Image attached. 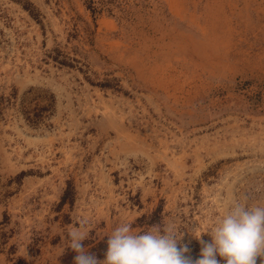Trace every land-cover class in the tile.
I'll list each match as a JSON object with an SVG mask.
<instances>
[{"label": "rangeland", "instance_id": "1", "mask_svg": "<svg viewBox=\"0 0 264 264\" xmlns=\"http://www.w3.org/2000/svg\"><path fill=\"white\" fill-rule=\"evenodd\" d=\"M236 201L264 207V0H0V264H74L73 228L104 260L123 223L195 261Z\"/></svg>", "mask_w": 264, "mask_h": 264}, {"label": "clouds", "instance_id": "2", "mask_svg": "<svg viewBox=\"0 0 264 264\" xmlns=\"http://www.w3.org/2000/svg\"><path fill=\"white\" fill-rule=\"evenodd\" d=\"M86 223L81 221V227ZM204 233L211 241L201 238ZM182 237L173 226L155 225L137 233L130 223H123L108 236L104 260L88 253L82 244L87 233L81 228L68 233V247L77 253L74 264H220L217 256L225 264H257L258 257L264 264V207L233 202L210 232L194 236L201 244L195 261L186 255L190 251L186 244L178 247Z\"/></svg>", "mask_w": 264, "mask_h": 264}]
</instances>
